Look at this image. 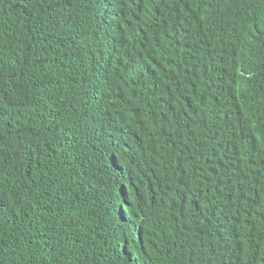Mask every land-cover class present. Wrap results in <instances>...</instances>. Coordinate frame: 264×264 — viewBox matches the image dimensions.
Masks as SVG:
<instances>
[{"label": "trees", "instance_id": "trees-1", "mask_svg": "<svg viewBox=\"0 0 264 264\" xmlns=\"http://www.w3.org/2000/svg\"><path fill=\"white\" fill-rule=\"evenodd\" d=\"M0 264H264V0H0Z\"/></svg>", "mask_w": 264, "mask_h": 264}]
</instances>
